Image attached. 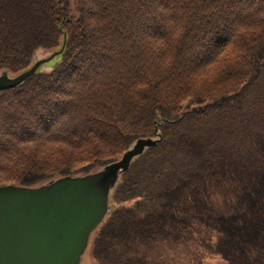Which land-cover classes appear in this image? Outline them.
<instances>
[{
	"label": "trees",
	"instance_id": "1",
	"mask_svg": "<svg viewBox=\"0 0 264 264\" xmlns=\"http://www.w3.org/2000/svg\"><path fill=\"white\" fill-rule=\"evenodd\" d=\"M63 42L0 91V187L158 135L109 194L94 264H264V0H0V74Z\"/></svg>",
	"mask_w": 264,
	"mask_h": 264
},
{
	"label": "water",
	"instance_id": "2",
	"mask_svg": "<svg viewBox=\"0 0 264 264\" xmlns=\"http://www.w3.org/2000/svg\"><path fill=\"white\" fill-rule=\"evenodd\" d=\"M59 50L34 59L26 70L0 74V91L13 89L52 66ZM135 142L122 157L101 170L57 178L38 187H0V264H81L90 237L108 212L111 190L131 162L159 141Z\"/></svg>",
	"mask_w": 264,
	"mask_h": 264
},
{
	"label": "rangeland",
	"instance_id": "3",
	"mask_svg": "<svg viewBox=\"0 0 264 264\" xmlns=\"http://www.w3.org/2000/svg\"><path fill=\"white\" fill-rule=\"evenodd\" d=\"M83 264H94V261L90 256L89 250H86L85 252V258ZM205 264H225V263L219 257H212V258H208Z\"/></svg>",
	"mask_w": 264,
	"mask_h": 264
}]
</instances>
